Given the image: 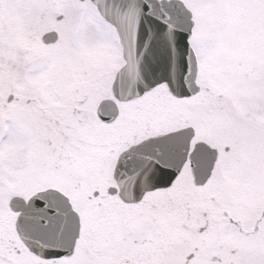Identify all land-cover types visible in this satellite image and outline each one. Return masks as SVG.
<instances>
[{
	"label": "snow or ice",
	"instance_id": "obj_1",
	"mask_svg": "<svg viewBox=\"0 0 264 264\" xmlns=\"http://www.w3.org/2000/svg\"><path fill=\"white\" fill-rule=\"evenodd\" d=\"M0 264H264V0H0Z\"/></svg>",
	"mask_w": 264,
	"mask_h": 264
}]
</instances>
